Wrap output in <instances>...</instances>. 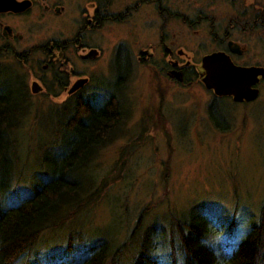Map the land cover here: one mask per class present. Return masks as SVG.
I'll return each instance as SVG.
<instances>
[{
	"label": "rangeland",
	"instance_id": "374dc122",
	"mask_svg": "<svg viewBox=\"0 0 264 264\" xmlns=\"http://www.w3.org/2000/svg\"><path fill=\"white\" fill-rule=\"evenodd\" d=\"M226 7L220 5L221 9ZM126 34L123 31L115 38H92L105 49L99 60L88 63V75L111 77L114 39L120 36L121 40ZM44 39L26 36L17 42L18 50ZM201 49L193 53L198 62L208 55V50ZM258 50L264 58V46ZM9 58L3 63L24 76L31 91L33 74L43 72L33 68V61L24 66ZM163 71L161 67L134 69L128 82L131 115L121 134L102 150L101 164L95 172L96 183L103 185L100 197L58 229L40 234L35 249L15 264H29L31 259L43 260L52 254L67 256L66 241L71 230L81 232L84 241L79 242L80 246L105 232L119 242L126 241L129 253L124 263L130 264L131 254L148 225L161 224L169 230L172 214L179 216L203 202L208 208L205 214L219 221L224 234L218 232V236L220 233L222 239L225 235L230 238V246L242 240L256 223L264 199V83L254 102L245 105L221 101L225 109L219 121L228 128L220 129L209 116L213 94L201 75L200 80L196 77L187 83L172 80ZM42 91L32 95L30 113L17 133L25 175L22 180L5 182L7 190L0 189V208L21 204L51 177L38 156L44 155L40 144L51 145L61 138L49 128V122L53 123L49 112L52 104L62 101L65 92L60 99ZM47 154L55 164L56 154L46 153L45 158ZM144 210L147 214L141 216Z\"/></svg>",
	"mask_w": 264,
	"mask_h": 264
},
{
	"label": "trees",
	"instance_id": "16d2710c",
	"mask_svg": "<svg viewBox=\"0 0 264 264\" xmlns=\"http://www.w3.org/2000/svg\"><path fill=\"white\" fill-rule=\"evenodd\" d=\"M1 62L0 189L5 192L6 181L22 180L25 175L17 133L33 100L24 76ZM110 70V78H96L75 95L52 104L49 113L53 123L49 122V128L61 138L51 145L40 144L44 155L38 156L51 177L21 204L0 208V264L17 263L35 249L40 234L58 229L100 197L103 185L96 183L95 172L101 164L102 150L121 134L132 111L128 82L134 70L118 63ZM55 97H60V92ZM49 152L56 154L55 164L48 154L44 157ZM204 211L208 208L203 202L179 216L172 214L169 230L161 224L148 225L131 254L130 264H264V199L256 223L231 246L227 241L230 238L221 237L219 221ZM83 241L81 232L71 230L66 241L67 256L52 254L43 260L31 259L29 264H125L129 253L126 241L119 242L106 232L80 246Z\"/></svg>",
	"mask_w": 264,
	"mask_h": 264
},
{
	"label": "flooded vegetation",
	"instance_id": "af4514ba",
	"mask_svg": "<svg viewBox=\"0 0 264 264\" xmlns=\"http://www.w3.org/2000/svg\"><path fill=\"white\" fill-rule=\"evenodd\" d=\"M123 31L128 34L114 39L110 68L117 63L133 70L161 67L177 80L170 75L175 69L188 83L195 74L201 79L202 59L198 62L193 55L201 48L208 55L226 53L236 65L264 68L258 50L264 46L262 0H0V61L10 54L19 65L33 61V68L43 72L33 74L41 91L54 97L65 92L62 101L78 92H70L78 79L86 77L90 84L102 77L87 74L88 63L99 60L105 49L92 38H115ZM26 36L46 39L18 50L17 42ZM263 83L260 77L252 86L259 95ZM210 91L209 116L215 126L224 128L228 125L218 117L225 109L222 100L246 105L260 97L235 101L233 96Z\"/></svg>",
	"mask_w": 264,
	"mask_h": 264
},
{
	"label": "water",
	"instance_id": "95a60500",
	"mask_svg": "<svg viewBox=\"0 0 264 264\" xmlns=\"http://www.w3.org/2000/svg\"><path fill=\"white\" fill-rule=\"evenodd\" d=\"M240 52V50L234 49ZM202 81L208 89H213L217 95L233 96L235 101L253 100L257 98L258 89L252 86L264 77V68L243 67L236 65L230 57L223 52L206 55L202 61ZM173 77L182 81V73L178 70L171 72ZM86 82V79L78 80L71 91H75ZM37 82H33L32 91L39 92Z\"/></svg>",
	"mask_w": 264,
	"mask_h": 264
}]
</instances>
